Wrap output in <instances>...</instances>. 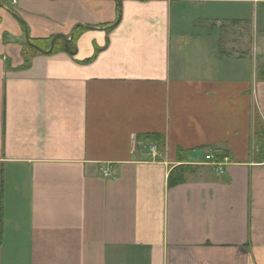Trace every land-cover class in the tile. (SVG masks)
<instances>
[{"label":"crops","instance_id":"crops-1","mask_svg":"<svg viewBox=\"0 0 264 264\" xmlns=\"http://www.w3.org/2000/svg\"><path fill=\"white\" fill-rule=\"evenodd\" d=\"M119 2L0 0V264H264V0Z\"/></svg>","mask_w":264,"mask_h":264},{"label":"trees","instance_id":"trees-1","mask_svg":"<svg viewBox=\"0 0 264 264\" xmlns=\"http://www.w3.org/2000/svg\"><path fill=\"white\" fill-rule=\"evenodd\" d=\"M20 22H22L20 20ZM23 24V22H22ZM78 33V29L74 32L73 37H72V41L75 39L76 35ZM30 42L32 44L37 45L38 47H44L46 49H48L49 46V42L51 39H48L47 41H45V43H41V41L39 40H35V39H31L29 38ZM23 48H22V56L24 57V64L27 62L28 58H30L31 56H33L34 54L38 53L39 51L34 48L32 45L28 44L26 41H23L22 44ZM58 50V47L54 44L53 48L48 52V53H53L55 51ZM61 50H63V48H61ZM65 50V49H64ZM260 78L264 80V68L260 69ZM253 126H254V131L255 133L258 135V139H260L261 141V150H264V126L260 120V117L258 116V114L256 113L254 115V122H253ZM150 137L153 139L156 148L161 149L160 147H162L163 145V138L161 135L158 134H151ZM206 148V147H205ZM211 148V147H209ZM210 151L216 156L218 157L220 160L223 159V155L217 154V152L214 149H210ZM181 154V151L178 150V155L177 158L179 159L178 161H180L181 163L175 165L168 173L167 175V186L171 187L174 186L176 184L182 183L184 181L187 180V174L192 172L196 166L195 165H191L189 163H186L187 161L185 160V155ZM183 157V159H182ZM261 158H263L264 160V154H261Z\"/></svg>","mask_w":264,"mask_h":264},{"label":"built area","instance_id":"built-area-1","mask_svg":"<svg viewBox=\"0 0 264 264\" xmlns=\"http://www.w3.org/2000/svg\"><path fill=\"white\" fill-rule=\"evenodd\" d=\"M148 149H149V153L152 157H158L159 156L157 149H156V146L150 145V146H148ZM204 159L207 163H210L214 167V170L217 173L223 172V165L225 164L226 161H228L226 157H223V159L220 160L218 157H216L210 151L209 152L206 151V153L204 155ZM102 173H103L104 177H110L111 176V174L109 173V171L107 169H103Z\"/></svg>","mask_w":264,"mask_h":264},{"label":"rangeland","instance_id":"rangeland-1","mask_svg":"<svg viewBox=\"0 0 264 264\" xmlns=\"http://www.w3.org/2000/svg\"><path fill=\"white\" fill-rule=\"evenodd\" d=\"M16 14V13H15ZM17 15V14H16ZM201 15H199L198 14V11L196 12V10H194V11H192L191 9L189 10V11H184V19H183V21H182V26H184L185 24H188V26H189V23H190V20L192 19V20H194V19H197V18H199ZM15 17V16H14ZM191 17V19L188 21V18H190ZM214 16L213 15H211L210 14V20H209V25L211 26V24L213 25V23H214V18H213ZM19 21L21 20L19 17H18V15H17V17H16ZM254 20V19H253ZM24 29H25V27H24ZM25 35V34H24ZM25 41V40H24ZM40 52V51H39ZM49 52V51H48ZM209 63V62H208ZM210 63H212L211 61H210ZM215 65H217V63L215 62ZM254 66H253V70H254V72H256V65H255V59H254V64H253ZM195 156L196 157H198V158H201L202 156H204L203 155V150H198L197 151V153L195 154Z\"/></svg>","mask_w":264,"mask_h":264},{"label":"water","instance_id":"water-1","mask_svg":"<svg viewBox=\"0 0 264 264\" xmlns=\"http://www.w3.org/2000/svg\"><path fill=\"white\" fill-rule=\"evenodd\" d=\"M115 1H116L117 5H118V7H119V3H120L119 0H115ZM12 14H13L15 17H17V15H16L14 12H12ZM117 21H118V18H117V20H116L113 24H116ZM86 27H87V28H91V27H89V26H86ZM74 29H75V27H74ZM55 38H56V36H54V37L51 39V41H50V46H49V48L47 49V51H45V52H48V51H50V50L53 48ZM71 38H72V34H70L69 38L63 37L64 42H65V44H64V49H65L66 51H68V52H72V51L70 50L69 45H68L69 42H70V39H71ZM25 41H26L28 44L32 45L34 48H36L38 51H40V52H44V50H43L42 48H40V47H38L37 45L32 44V43L30 42L26 30H25Z\"/></svg>","mask_w":264,"mask_h":264}]
</instances>
